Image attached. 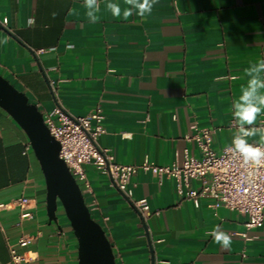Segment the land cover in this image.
Instances as JSON below:
<instances>
[{
	"label": "crops",
	"instance_id": "0c3cea01",
	"mask_svg": "<svg viewBox=\"0 0 264 264\" xmlns=\"http://www.w3.org/2000/svg\"><path fill=\"white\" fill-rule=\"evenodd\" d=\"M105 3L90 23L83 0H0V74L43 114L61 105L80 116L100 106L106 130L97 143L119 163L169 165L185 150L200 157L188 138L193 125L214 130L216 151L228 146L239 131L233 102L250 79L245 69L264 60V0H158L150 15L127 19L113 17ZM28 143L0 106V204L27 196L33 212L18 225L19 206L0 209V264L22 233L31 239L21 248L28 264H78L64 210L49 218L45 176ZM85 169L86 202L118 264H264V223L247 229L246 214L212 196L196 205L171 177L159 181L139 169L130 198L94 165ZM141 198L158 212L145 218L132 201ZM217 225L231 236L230 248L211 235Z\"/></svg>",
	"mask_w": 264,
	"mask_h": 264
},
{
	"label": "built area",
	"instance_id": "2783aa9c",
	"mask_svg": "<svg viewBox=\"0 0 264 264\" xmlns=\"http://www.w3.org/2000/svg\"><path fill=\"white\" fill-rule=\"evenodd\" d=\"M6 22L7 18H4L3 23ZM43 115L51 134L61 143L60 156L78 182L83 183L84 188H90L85 165L92 164L101 173L110 177L111 186L132 198L131 179L139 169H142L150 172L159 181L164 177L174 178L179 194L193 199L196 205L199 204L201 196H212L216 199V205L246 214L247 229L261 227L264 223V162L259 165L246 163L234 150L235 135L228 146L216 151L213 147L214 130L193 125L194 134L188 135V138L195 141L201 153L200 157L185 150L181 162L175 161L169 165H159L149 159L140 164H125L116 162L110 150L97 143L98 136L106 130L103 124L104 113L100 106L85 115L75 116L63 106L57 105ZM258 127H264V117ZM248 142L259 144L253 140ZM30 147L31 143H28L27 149ZM192 180L198 181L197 187L191 185ZM82 190L85 191L83 187ZM132 201L145 218L153 212H158L151 209L146 198ZM13 206L21 208L18 225H22L24 219L33 216L31 198L17 197L9 203L0 204V209ZM0 226L3 228L1 219ZM242 234L248 237L246 232ZM30 241L29 235L22 233L16 243H9L10 258L2 264H28V257L21 248L28 246Z\"/></svg>",
	"mask_w": 264,
	"mask_h": 264
},
{
	"label": "water",
	"instance_id": "95a60500",
	"mask_svg": "<svg viewBox=\"0 0 264 264\" xmlns=\"http://www.w3.org/2000/svg\"><path fill=\"white\" fill-rule=\"evenodd\" d=\"M0 106L24 129L45 176L50 220L59 207L78 241V264H118L101 223L91 213L82 187L60 156L61 143L50 132L39 107L28 95L0 74Z\"/></svg>",
	"mask_w": 264,
	"mask_h": 264
},
{
	"label": "clouds",
	"instance_id": "9594fccd",
	"mask_svg": "<svg viewBox=\"0 0 264 264\" xmlns=\"http://www.w3.org/2000/svg\"><path fill=\"white\" fill-rule=\"evenodd\" d=\"M83 2L88 21L98 22V13L101 11L100 0H83ZM124 3L127 7L122 9L118 3L106 0L105 8L113 17L122 15L124 19H127L134 13L143 17L152 13L158 0H124ZM245 72L250 79L242 88L238 100L233 102V115L239 129L238 134L234 136L233 146L246 163L259 165L264 162V127L254 125H256L257 117L264 112V60L246 68ZM257 134L260 136L259 144H250L247 138ZM211 235L221 247L230 248L231 236L219 225L213 229Z\"/></svg>",
	"mask_w": 264,
	"mask_h": 264
}]
</instances>
